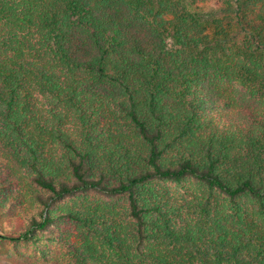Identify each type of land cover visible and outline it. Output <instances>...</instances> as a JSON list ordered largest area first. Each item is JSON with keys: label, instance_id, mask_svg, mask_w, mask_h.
<instances>
[{"label": "trees", "instance_id": "16d2710c", "mask_svg": "<svg viewBox=\"0 0 264 264\" xmlns=\"http://www.w3.org/2000/svg\"><path fill=\"white\" fill-rule=\"evenodd\" d=\"M5 211L66 264H264V0H0Z\"/></svg>", "mask_w": 264, "mask_h": 264}, {"label": "rangeland", "instance_id": "374dc122", "mask_svg": "<svg viewBox=\"0 0 264 264\" xmlns=\"http://www.w3.org/2000/svg\"><path fill=\"white\" fill-rule=\"evenodd\" d=\"M21 225L25 226V223L16 212H0V264H43L47 260L53 264H66L71 261L66 247L57 239L50 238L58 236L68 225L57 224L40 232L37 242L11 239L9 236L16 235L15 229Z\"/></svg>", "mask_w": 264, "mask_h": 264}]
</instances>
